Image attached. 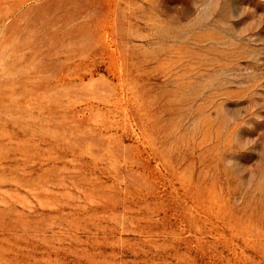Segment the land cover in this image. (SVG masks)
I'll return each mask as SVG.
<instances>
[{
    "label": "rangeland",
    "instance_id": "rangeland-1",
    "mask_svg": "<svg viewBox=\"0 0 264 264\" xmlns=\"http://www.w3.org/2000/svg\"><path fill=\"white\" fill-rule=\"evenodd\" d=\"M0 264H264V0H0Z\"/></svg>",
    "mask_w": 264,
    "mask_h": 264
}]
</instances>
